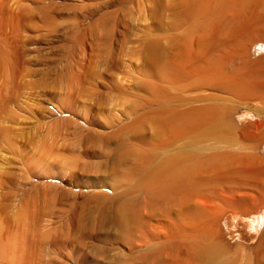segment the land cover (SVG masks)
<instances>
[{
    "label": "rangeland",
    "instance_id": "1",
    "mask_svg": "<svg viewBox=\"0 0 264 264\" xmlns=\"http://www.w3.org/2000/svg\"><path fill=\"white\" fill-rule=\"evenodd\" d=\"M247 2L0 0V264L27 239L30 264H222L192 251L209 236L202 200L226 186L211 161L254 149L196 125L217 107L248 126L264 108L240 59L217 71ZM261 219L229 214L218 239L252 245Z\"/></svg>",
    "mask_w": 264,
    "mask_h": 264
},
{
    "label": "bare ground",
    "instance_id": "2",
    "mask_svg": "<svg viewBox=\"0 0 264 264\" xmlns=\"http://www.w3.org/2000/svg\"><path fill=\"white\" fill-rule=\"evenodd\" d=\"M253 19H257L259 23L264 22V0H254L252 3L247 2L230 15L228 37L234 40L240 39L242 41V46L240 49L227 53L218 63L217 71H223L236 59H240L243 62L244 75L249 76L251 79L248 90L254 94V97H256V99L254 98L252 101L255 100L254 104L260 107L261 104H257L258 101L256 100L258 98V100L264 99V55L255 60L249 58L252 56L251 50L254 45L264 41V33H253L249 37L250 31L254 28L252 25ZM232 65H234V63ZM246 98V101L248 102V94L242 97L243 101ZM256 108L258 110V107ZM259 110H261L258 111L259 114L257 113L260 115L259 119L255 120L248 126L236 128L229 117L227 112L228 109L214 107L208 115L198 122L196 125V131L203 132V135L204 131H207L206 134L215 137L213 138V141L216 137H219L217 143L220 142L218 140L221 138L225 139V137H229L236 132L235 134L238 138L245 142L247 146L255 150V148L264 145V108H259ZM237 145L239 146L238 148H240L241 144L239 142H237ZM242 147L240 149H242ZM254 150L250 149V152H252L244 156L235 157L240 154L235 156L223 155L224 157H217V159L213 158L211 161L212 170L215 169L216 171V169H219V171H221L223 169L226 174V186L224 187L223 184L222 186L224 189H220L221 192L219 191L220 193H217L212 198H204L202 200L203 211L207 214L209 222V236L208 240L205 241L206 243L200 244L192 249L195 256L199 257L204 254L209 257L208 260L210 262L221 261L222 264H264V155L256 153V151L253 152ZM224 176L222 175L221 179H224ZM214 189L216 191V188ZM200 211L198 210L197 212ZM229 214H232L235 218L244 217L249 218L252 221H258L259 217L262 218L260 222L261 230L257 241L252 245L240 244L241 248L238 247L239 250L242 249V251L239 255L240 258L238 257L240 260L237 263L234 254L238 255L237 252L239 250L235 252L233 251L234 254L231 252L232 255H234L232 257L225 244L223 245L217 236L219 234L218 229L220 222ZM184 218L186 217L184 216L183 219ZM185 220L186 219H184V221ZM33 255V242L32 240L27 239L19 246L18 256L13 263L30 264Z\"/></svg>",
    "mask_w": 264,
    "mask_h": 264
}]
</instances>
